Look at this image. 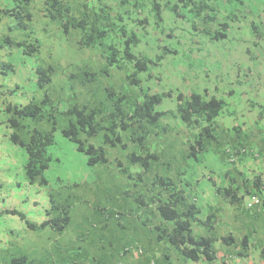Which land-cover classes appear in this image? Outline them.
Listing matches in <instances>:
<instances>
[{"label": "trees", "instance_id": "obj_1", "mask_svg": "<svg viewBox=\"0 0 264 264\" xmlns=\"http://www.w3.org/2000/svg\"><path fill=\"white\" fill-rule=\"evenodd\" d=\"M76 1L77 3L75 0L0 1V23L6 20V23L12 24L17 30L29 31L27 36L22 38L6 34L0 38V49L7 47L8 56L12 55L11 50H18L22 55L39 56L43 44L41 38L34 32L35 18L41 16L46 20L44 22L48 19L58 20L65 35L73 32L76 34V45L79 48L97 47L99 50L97 57H100L106 65L123 69L127 81L139 88L141 97L131 101L124 93L108 87L106 92L110 104L106 108L92 107L79 102L67 104L62 108L58 106V101H54L46 93L37 101L33 100L25 104H14L9 101L4 108L8 126L25 128L23 122L26 118L36 121L46 119L51 123L50 130L27 128L25 134L27 138L15 131L9 134L12 142L23 147L25 160L22 167L25 180L30 184L47 183L42 174L50 161L47 149L54 142L56 114H65L68 121L60 128V132L75 144L78 151L85 154L89 165L109 164L107 147L119 146L127 151L128 144L133 146V149L125 154L126 161L138 165L140 171L130 173L125 167L121 169L127 179L133 180L132 182L127 180L129 186L133 184L137 187L131 193L129 189L123 190L132 198L135 209L124 211L132 214L141 222L140 224H143V231L147 230L148 234L143 236L147 251L161 250L163 262L169 261L173 255L176 263L180 259L191 262L189 264H211L217 253L222 255L231 251L232 256L239 257L244 264H247L245 260L250 257L253 248L250 247L248 240L252 232L243 233L241 242L235 244L232 243L235 238L231 233L217 235L216 228L217 225L222 224L224 214L228 212L225 203L242 207L245 211L255 208L264 209V143L260 148L261 163L257 169H251L249 175L245 174L246 168L236 166L223 172L219 171V182L213 179L211 174L207 175L215 195H219L221 200L214 204V207L209 204V200L203 201L197 190L198 178L206 177V172H212L214 169L200 170L197 166L199 164H195L196 171H186L181 153H184V159L187 158L191 164H194L199 160L198 155L206 150L205 146L211 144L210 140L214 142L215 139L221 138L217 134L216 123L223 111L225 100L215 94L208 96L196 91L187 94L178 92L174 95L170 89L161 92L143 89L141 86L143 75H146V78L150 77V69L153 66L165 56L171 55L172 52L176 55L177 52L175 49L172 51L166 46L158 45L161 50L151 56L140 48V44L149 34L148 27L160 34L171 36V32L177 27L176 21L189 22L192 31L201 25L209 43L224 42L228 39L230 30L234 29L231 22L239 19V14H244L241 20L248 23L246 27L254 36L253 42L257 44L260 38H264V0H97V5L92 3L89 5L88 2L80 4L81 0ZM249 12L250 19L247 17ZM179 36H183V33ZM63 45L64 43L58 41L59 49ZM247 51L250 53V49ZM0 67L1 71L6 73L8 70L11 72L15 70L14 64L9 60L1 63ZM59 67L60 65L56 63L47 65L36 63L33 73L37 87L45 88L52 81L53 76H56ZM104 70L107 71V68L101 71ZM98 72L85 70L88 79H93ZM166 97H175V107L158 109L159 104ZM168 113H173L174 118H178L188 129L197 131L196 138L189 142V146L186 147L185 143L178 145V140H175L173 135H169L168 128L172 126L171 123L166 122L165 126L160 124L161 119ZM234 128L240 129L241 126ZM183 131L182 127L181 132ZM177 133L179 134V130ZM204 137H207L208 141L204 140ZM155 138L159 140V147L161 142L171 141L172 146L175 147L171 148V154L162 156L157 150H150L148 141L153 142ZM228 146L229 149L235 147L225 150L229 161L233 154L238 155L239 160H246L249 157L259 160L252 147H246L245 143L241 145L228 143ZM116 163L121 164L120 161ZM231 163L235 162L231 161ZM160 165L165 167L166 173L156 170V166L160 167ZM197 172L200 175H196ZM6 186L7 183L0 180V192H3ZM10 190L11 186L8 192H5L7 197ZM1 197L5 201V197L2 195ZM253 197L258 201L252 204ZM241 199H244V205H240ZM52 206L59 210L57 214L50 215L47 212L39 222L26 219L21 211L13 207L1 208L0 217L3 214L16 215L31 231L48 228L55 233H61L71 220L69 206L58 203ZM255 212L259 211L256 209L253 213ZM120 214L121 211H115V215ZM99 223L101 222H98V225ZM230 245L234 246L227 251L226 248ZM124 249L126 250V247ZM257 249L259 257L264 260V244ZM82 251L85 254L84 248ZM74 252L78 264H89L82 259L79 260L77 251ZM8 256L9 264H46L31 260L25 253ZM67 258L59 257L60 261L55 259L50 264H75L66 263ZM150 264L159 263L151 256Z\"/></svg>", "mask_w": 264, "mask_h": 264}, {"label": "rangeland", "instance_id": "obj_2", "mask_svg": "<svg viewBox=\"0 0 264 264\" xmlns=\"http://www.w3.org/2000/svg\"><path fill=\"white\" fill-rule=\"evenodd\" d=\"M96 1L81 0L80 4L88 2L89 5L91 3L97 5ZM75 2L77 3L76 0ZM243 15L239 14V19L231 22L234 29L230 30L228 39L224 42L209 43L201 25L192 31L189 22L176 21L177 27L171 32V36L160 34L148 27L149 34L140 44V48L151 56L161 50L158 45L175 49L177 52L176 55L172 52V56L170 54L165 56L153 66L150 69V77L146 78V75H143L141 82L143 89L150 92L170 89L174 95L178 92L187 94L196 91L208 96L215 94L225 100L223 111L216 123L217 134L221 138L213 139L214 142L210 140L211 144L205 146L206 150L198 155L199 160L194 164H191L187 158L184 159V153H181L186 171H196L195 164H199L197 166L200 170L214 169L212 172H206V177L198 178L197 187L202 200H209V204L213 207L221 199L219 195H215L207 175L211 174L212 178L219 182V171L223 172L234 166L246 168L247 173H244L249 175L251 169H257L262 157L260 148L264 143V38H260L257 44L253 42L254 36L246 27L248 23L241 20ZM247 17L251 18L250 12ZM44 21L46 20L43 17L38 16L33 23L34 32L41 38L43 44L39 56L22 55L18 50H11L12 55L8 56L7 47L0 49V66L8 60L15 66L14 72L8 70V73L1 71L0 67V180L7 183L6 189L0 192V209L13 207L21 211L26 219L39 222L47 212L50 215L57 214L59 210L52 205L58 203L69 206L71 220L61 235L55 237L53 234H48L50 231L48 228L31 231L18 216L3 214L0 217V264H9L8 255L20 253L29 255L31 260L39 263L42 261L50 264L52 260L60 261L59 257L68 256V260L65 259L66 263L78 264L75 252L70 248L75 244L82 245L86 253L77 250L80 252L79 260L82 259L89 264H93V258L94 262L99 264H150L151 256L159 264L191 263L180 259L176 263L173 255L169 261L163 262L161 250L130 256L138 238L143 240L144 234L148 233L146 227V231L142 230L144 226L140 221L124 211H133L135 206L132 198L123 190L129 189L131 193L137 187L133 184L129 186L127 180L129 182L133 180L124 176L121 167H125L130 173L140 171L138 165L126 161L125 154L133 149L131 144L127 145V151L119 146L107 147L110 163L89 165L85 154L78 151L75 144L61 134L60 128L65 126L68 117L57 113L56 130L53 132L54 142L47 149L50 161L42 174L47 183L30 184L25 180L22 167L25 160L23 147L12 142L9 134L15 131L27 138L25 136L27 128L50 130L51 123L46 119L36 121L26 118L23 122L25 128L8 126L4 108L9 101L14 104H25L29 101H37L46 93L54 101H58V106L62 108L74 102L106 108L110 104L106 92L108 87L124 93L131 101L141 97L139 88L127 81L123 69L108 66L97 57L99 52L97 47L79 48L76 45L77 38L74 32L70 33V30V34L65 35L58 20ZM8 26L11 28L9 29ZM28 33L29 31L17 30L12 24L6 23V20L0 23V38L6 34L22 38ZM181 33L183 36H179ZM58 41L64 43L60 49L57 47ZM36 63L60 65L56 76H53L52 81L45 88H38L36 85V77L33 73ZM104 68H107V71H101ZM87 69L99 72L93 79H88V74L85 73ZM175 104V97H166L159 104L158 109L173 108ZM174 117L173 113H168L161 119L160 124L165 126L166 122L171 123L172 126L168 128L169 135H173L175 140H178V145L185 143L187 147L189 142L196 138L197 131L188 129ZM237 126L241 128H234ZM182 127L183 132H181ZM204 140L208 141V138L204 137ZM151 142L152 140L148 141L149 149L157 150L162 156L164 154L168 156L171 154V148H175L171 141L161 142L160 147L156 138ZM228 143L230 145L245 143L246 147H252L259 160L254 157L239 160V156L233 154L229 158L235 162L232 164L225 150L235 147L229 149ZM117 161L121 164H117ZM156 168L162 173L166 171L162 165ZM196 175L200 173L197 172ZM10 186V194L7 197L5 192H8ZM1 195L5 197V201ZM243 200L241 199L240 205H244ZM224 205L228 212L224 214L222 224L217 225L216 234L231 233L235 238L232 243L239 244L243 233L252 232L248 239L250 247L263 245L264 209L255 208L245 211L242 207L231 206L228 203ZM256 209L259 212L253 213ZM115 211H121V214L115 215ZM105 221L108 222L107 228L98 225V222ZM77 234L82 236L75 240ZM120 242L128 246L129 253H122ZM56 243L57 246L54 245ZM234 245L228 246L227 249ZM91 251L95 253L94 256L90 254ZM251 258L264 264V260L256 254ZM119 259L121 260L116 262ZM252 261L251 259L249 263Z\"/></svg>", "mask_w": 264, "mask_h": 264}, {"label": "crops", "instance_id": "obj_3", "mask_svg": "<svg viewBox=\"0 0 264 264\" xmlns=\"http://www.w3.org/2000/svg\"><path fill=\"white\" fill-rule=\"evenodd\" d=\"M99 225L101 226L102 225V227L103 228H107L108 227V222H103V223H99ZM22 228V227H21ZM27 228V227H26ZM28 229V228H27ZM48 234H53V235H55V237H59L60 235H61V233H55V232H53V231H49V233ZM148 233H146V234H144V236H146ZM82 235L81 234H77V237L75 238V240L76 239H78V238H80ZM143 240H137V244H136V246H134L133 247V250H132V252H130V256L131 257H134V256H138V255H141V254H150L151 252L150 251H147L146 249H145V247H147V245L144 243V237L142 238ZM141 243H143V244H141ZM46 245V244H45ZM54 245H58V243H56V244H54ZM121 246H122V248H123V250H122V253L124 254V253H129V250H128V246H126V245H124V243L123 244H121ZM124 247H126V250L124 249ZM70 248L71 249H73V250H81L82 251V245H78V244H75V245H71L70 246ZM258 247H254V248H252V253H251V257H253V255H254V257H255V254L257 255V257L259 256V254H258V249H257ZM227 249V248H226ZM254 249V250H253ZM227 251H228V249H227ZM83 252V251H82ZM230 252L231 251H228L227 253H224V254H222L221 255V253H217V255H216V258H215V260L211 263V264H233V262H234V264H244V262L239 258V257H237V258H235V256H232L231 254H230ZM78 255H79V253L80 252H76ZM86 254V253H85ZM90 254L91 255H95V253L93 252V251H91L90 252ZM232 257H234L233 259H232ZM94 258H93V263H95L94 262ZM121 259H119V260H116V262H119ZM248 260H245V262L247 263V264H262V263H259L258 261H256V260H254V261H252L251 263H248L247 262ZM92 264V263H91Z\"/></svg>", "mask_w": 264, "mask_h": 264}, {"label": "clouds", "instance_id": "obj_4", "mask_svg": "<svg viewBox=\"0 0 264 264\" xmlns=\"http://www.w3.org/2000/svg\"><path fill=\"white\" fill-rule=\"evenodd\" d=\"M253 257H254V255H253ZM233 258H234V257H232V259H233ZM235 258H237V256H235ZM251 259L254 261V258H251V255H250V257H248L246 260H248L247 262L249 263Z\"/></svg>", "mask_w": 264, "mask_h": 264}, {"label": "built area", "instance_id": "obj_5", "mask_svg": "<svg viewBox=\"0 0 264 264\" xmlns=\"http://www.w3.org/2000/svg\"><path fill=\"white\" fill-rule=\"evenodd\" d=\"M254 199H252V204L253 203H256L258 200L255 198V197H253ZM249 205H251V203L249 204Z\"/></svg>", "mask_w": 264, "mask_h": 264}]
</instances>
